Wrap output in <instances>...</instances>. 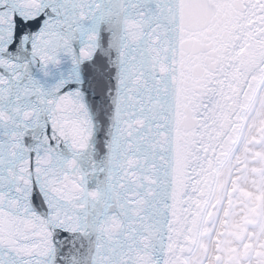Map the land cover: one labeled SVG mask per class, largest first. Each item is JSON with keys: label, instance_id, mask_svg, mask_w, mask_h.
Masks as SVG:
<instances>
[{"label": "snow or ice", "instance_id": "6c2138e0", "mask_svg": "<svg viewBox=\"0 0 264 264\" xmlns=\"http://www.w3.org/2000/svg\"><path fill=\"white\" fill-rule=\"evenodd\" d=\"M0 264H264V0H0Z\"/></svg>", "mask_w": 264, "mask_h": 264}]
</instances>
